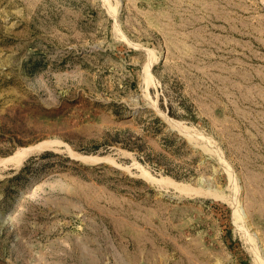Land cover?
<instances>
[{
  "label": "rangeland",
  "instance_id": "obj_1",
  "mask_svg": "<svg viewBox=\"0 0 264 264\" xmlns=\"http://www.w3.org/2000/svg\"><path fill=\"white\" fill-rule=\"evenodd\" d=\"M0 264H264V0H0Z\"/></svg>",
  "mask_w": 264,
  "mask_h": 264
},
{
  "label": "bare ground",
  "instance_id": "obj_2",
  "mask_svg": "<svg viewBox=\"0 0 264 264\" xmlns=\"http://www.w3.org/2000/svg\"><path fill=\"white\" fill-rule=\"evenodd\" d=\"M32 149V148H31ZM30 149V150H31ZM30 150L27 152L26 150H24V151H22V153H20V155L18 156V158L17 159H19V161L22 159V158H25L26 157V155H27V153L29 154V152H30ZM14 159V158H13ZM12 160V159H11ZM80 160H84L83 158L82 159H80ZM92 160H97L96 158H93ZM10 161V160H9ZM13 161V160H12ZM85 162V161H84ZM16 163V162H15ZM18 163V162H17ZM16 163V164H17ZM149 178V177H148Z\"/></svg>",
  "mask_w": 264,
  "mask_h": 264
},
{
  "label": "trees",
  "instance_id": "obj_3",
  "mask_svg": "<svg viewBox=\"0 0 264 264\" xmlns=\"http://www.w3.org/2000/svg\"><path fill=\"white\" fill-rule=\"evenodd\" d=\"M225 212H226V213H228V212H229V209H228V208H226V209H225Z\"/></svg>",
  "mask_w": 264,
  "mask_h": 264
}]
</instances>
